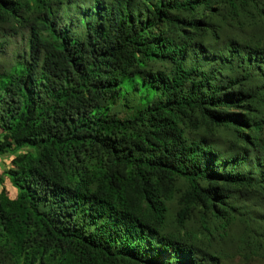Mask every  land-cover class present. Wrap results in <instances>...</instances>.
<instances>
[{"label": "trees", "instance_id": "obj_1", "mask_svg": "<svg viewBox=\"0 0 264 264\" xmlns=\"http://www.w3.org/2000/svg\"><path fill=\"white\" fill-rule=\"evenodd\" d=\"M0 157V264L264 261V0H0Z\"/></svg>", "mask_w": 264, "mask_h": 264}, {"label": "rangeland", "instance_id": "obj_2", "mask_svg": "<svg viewBox=\"0 0 264 264\" xmlns=\"http://www.w3.org/2000/svg\"><path fill=\"white\" fill-rule=\"evenodd\" d=\"M121 88V96L116 105L113 106L112 111L119 117H124L125 115H131L132 112L142 105H146L153 101L154 93L146 86L140 85L136 89L132 82L124 79ZM9 163V157H0V169H6ZM220 264H264V261L251 260L244 261L240 258H232L230 260H225L220 262Z\"/></svg>", "mask_w": 264, "mask_h": 264}, {"label": "crops", "instance_id": "obj_3", "mask_svg": "<svg viewBox=\"0 0 264 264\" xmlns=\"http://www.w3.org/2000/svg\"><path fill=\"white\" fill-rule=\"evenodd\" d=\"M11 159H12V158L9 157V163H8L7 166H6L7 168L10 166V161H11ZM3 171H4V169H2V170L0 169V174H1Z\"/></svg>", "mask_w": 264, "mask_h": 264}]
</instances>
